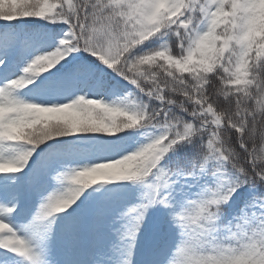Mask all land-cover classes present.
<instances>
[{
  "label": "snow or ice",
  "instance_id": "obj_1",
  "mask_svg": "<svg viewBox=\"0 0 264 264\" xmlns=\"http://www.w3.org/2000/svg\"><path fill=\"white\" fill-rule=\"evenodd\" d=\"M0 264H264V0H0Z\"/></svg>",
  "mask_w": 264,
  "mask_h": 264
}]
</instances>
